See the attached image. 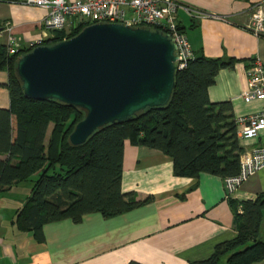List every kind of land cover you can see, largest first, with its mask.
<instances>
[{
  "label": "crops",
  "instance_id": "obj_1",
  "mask_svg": "<svg viewBox=\"0 0 264 264\" xmlns=\"http://www.w3.org/2000/svg\"><path fill=\"white\" fill-rule=\"evenodd\" d=\"M176 1L204 14L196 16L181 7L176 12L193 56L233 60L217 71L208 87L209 100L229 101L235 118L260 111L264 103L245 100L243 92L249 61L258 56L264 64V38L245 26L250 6L264 0ZM46 14L45 8L21 0H0V31L8 21L22 50L36 40L45 44L56 35L42 26ZM4 42V35L0 36V45ZM7 80V69H0V108L10 105ZM238 140L242 152L264 146V130L254 138L238 136ZM32 184L27 179L0 189V264H190L207 259L217 244L237 235L235 213L242 201L264 191V168L226 199L223 177L176 176L169 155L125 140L121 191L128 200H150L110 216L92 212L79 222L44 223L41 239L15 224ZM250 264H264V258Z\"/></svg>",
  "mask_w": 264,
  "mask_h": 264
},
{
  "label": "trees",
  "instance_id": "obj_2",
  "mask_svg": "<svg viewBox=\"0 0 264 264\" xmlns=\"http://www.w3.org/2000/svg\"><path fill=\"white\" fill-rule=\"evenodd\" d=\"M86 25L55 31L44 43L70 38ZM20 53L9 55L0 45V69L8 71L10 99L8 108H0V156H4L0 157V189L27 179L33 182L15 224L34 231L38 239L44 223L79 222L92 212L110 216L150 200H128L121 191L125 140L169 155L176 176L209 173L225 177L238 172L243 148L231 103L208 98L217 71L233 60L192 56L176 72L175 88L164 108L148 109L129 121L110 124L75 146L68 136L84 112L55 100L25 97L14 71ZM240 205L242 211L235 213L237 235L217 244L207 259L190 264H219L224 257L225 264H250L264 258V191Z\"/></svg>",
  "mask_w": 264,
  "mask_h": 264
},
{
  "label": "water",
  "instance_id": "obj_3",
  "mask_svg": "<svg viewBox=\"0 0 264 264\" xmlns=\"http://www.w3.org/2000/svg\"><path fill=\"white\" fill-rule=\"evenodd\" d=\"M177 47L150 27L96 22L16 58L14 71L25 97L55 100L84 116L68 136L80 145L97 130L164 108L175 88Z\"/></svg>",
  "mask_w": 264,
  "mask_h": 264
},
{
  "label": "built area",
  "instance_id": "obj_4",
  "mask_svg": "<svg viewBox=\"0 0 264 264\" xmlns=\"http://www.w3.org/2000/svg\"><path fill=\"white\" fill-rule=\"evenodd\" d=\"M47 10L42 26L53 31L69 30L80 23L110 22L122 23L130 27H153L172 38L177 47V71L182 70L193 54L189 41L177 21V9L184 8L196 16L204 15L198 10L184 6L176 0H21ZM207 15V14H205ZM245 28L259 38L264 36V1L250 6V20ZM12 25L6 21L0 31L4 35V47L9 55L20 52L21 47L11 33ZM41 45V40L31 42L27 48ZM247 88L243 92L245 100H260L264 103V64L253 57L247 67ZM237 135L254 138L264 130V107L254 113L235 118ZM264 168V146L244 151L239 157L236 174L223 177L225 198L230 199L250 176ZM242 211L241 205L238 207Z\"/></svg>",
  "mask_w": 264,
  "mask_h": 264
},
{
  "label": "rangeland",
  "instance_id": "obj_5",
  "mask_svg": "<svg viewBox=\"0 0 264 264\" xmlns=\"http://www.w3.org/2000/svg\"><path fill=\"white\" fill-rule=\"evenodd\" d=\"M262 226H261V230L263 232V235H264V209H263V218H262ZM225 258L222 259V261L219 263V264H225Z\"/></svg>",
  "mask_w": 264,
  "mask_h": 264
},
{
  "label": "bare ground",
  "instance_id": "obj_6",
  "mask_svg": "<svg viewBox=\"0 0 264 264\" xmlns=\"http://www.w3.org/2000/svg\"><path fill=\"white\" fill-rule=\"evenodd\" d=\"M41 45H42V44H41ZM33 48H34V47H33ZM31 49H32V48H30V50H31ZM21 51H22V49L20 50V52H21ZM20 52H19V53H20ZM23 53H24V52H23ZM21 54H22V52L20 53V55H21Z\"/></svg>",
  "mask_w": 264,
  "mask_h": 264
}]
</instances>
